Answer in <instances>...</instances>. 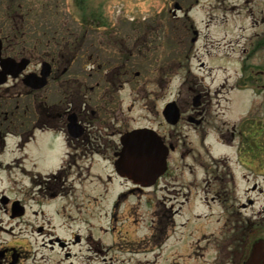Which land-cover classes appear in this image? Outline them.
Wrapping results in <instances>:
<instances>
[{
	"label": "rangeland",
	"instance_id": "1",
	"mask_svg": "<svg viewBox=\"0 0 264 264\" xmlns=\"http://www.w3.org/2000/svg\"><path fill=\"white\" fill-rule=\"evenodd\" d=\"M54 1H51L52 7L55 5ZM175 1L65 0L66 8L75 21L102 29L117 25L119 29L117 37L124 35L123 38L127 40L123 48L126 47L129 52L133 53L136 49V53H140L139 58L134 59L136 63L128 64L130 65V69L128 66L129 83L120 91L123 105L115 110L106 108L100 120L101 123L102 120L111 122L115 118L112 117L113 115L120 118L125 117L126 128L151 127L164 137L166 143L174 146L167 161L168 171L176 176L160 181V184L173 190V183H176L175 189L180 194L179 200L172 202L179 212L168 229H165L168 219H162L157 228L159 232L151 235V219L148 217L153 214L152 210L146 202L137 204V201L132 198L126 199L123 205L117 207L116 215L136 216L140 219H98L108 215L106 212L110 215L111 201L116 191L120 189V184L118 180H115L105 188L107 182L104 183V175L112 170V167L96 155H93L91 168L92 171L105 169L102 173L104 179L101 182L90 183L80 189L77 186L72 196L51 201L45 196L41 197V193L36 190L37 187L29 181L30 172L25 169L32 171L31 173L54 172L60 164L65 148L63 137L53 132L37 131L23 148L16 145L18 140L14 136L5 137V146L0 154V161L16 158L9 160L6 164L2 162L0 165V194L12 200H20L25 207V216L80 215L94 218L90 219L88 230L92 238L96 239L97 251L90 250L88 245L82 244L81 251L76 257L70 259H73L72 264H231L234 259L232 243L231 241H229L230 244L226 242L232 234L231 230L224 228L222 232H219L216 219L219 206L217 203V205L214 204L216 201L211 200L219 189L217 158L223 152H229L232 156V150H224L218 145L214 130L215 126L220 124L218 120H225L228 125L233 124L246 109L251 96L248 89L242 91L229 87L234 83L233 70L238 66L236 59H238V54L240 55V49L252 31L250 17L245 14L234 17L233 11L229 8L233 0H198V5L189 11V17L193 22L192 27L198 31V39L192 47H187L186 40L191 39L193 32L191 29L188 30L190 24L188 18L183 21L174 20L173 3ZM28 3L30 4H27V8L36 12L33 8L38 7L37 0H28ZM55 12L58 11L55 10L52 13L55 14ZM119 14L123 18L116 17ZM142 16L145 17L142 18ZM60 21L61 26H68L63 16ZM132 24H140L143 33L139 34L140 32L135 30ZM76 28H80L78 30L81 31L82 26H76ZM72 29L70 38H68L70 43L71 37L74 36V29ZM90 34L93 35V32ZM97 34L100 35L101 32L96 33V39ZM91 35L90 39H92ZM143 35H145L146 46L137 48ZM170 42H173V47ZM177 42L179 44L175 47ZM153 44L154 47H151ZM66 49H71V47L67 46ZM84 49L77 50V52L81 56L79 64L86 66L89 59L84 57ZM204 50L208 52H205L207 55L203 54ZM26 51L28 52V48ZM190 51H193L194 55H187ZM155 54H159L158 61H154ZM34 55L39 56V54ZM219 55H224L225 60H219ZM260 58L255 54V57H250L247 62L252 66L253 63L264 66L263 57ZM30 59L33 61L30 67L38 69L40 59L38 57H30ZM79 69L77 66L76 70ZM226 76H229V81L225 84V88H222L221 82ZM260 81L264 83V76L260 77ZM199 85L209 86L211 97L214 96L216 90L223 89V92L219 94L218 102L214 99L212 101L213 111L206 123L207 127L205 125L200 128L188 124L185 119L186 114H182L184 119L179 120L174 126L168 125L161 114L163 105L167 101L176 100L183 108L192 107L194 94L190 86ZM65 88L67 95H70V87L65 86ZM66 90L58 86L55 90L57 97L62 95L60 92L66 93ZM16 99L23 100L20 102L21 109L24 104L27 109L33 108L34 110L33 99L40 103V92L33 93L26 99L24 96ZM255 99L258 100L259 97L256 96ZM119 111H124V114ZM221 111L223 114L220 113ZM101 123L98 125L99 133L102 136L108 135L109 139L116 141L117 136L110 134L112 128H104L102 127L104 123ZM205 129L211 133L207 135L204 146L200 143V137ZM195 159L207 163V170H212L211 176L206 181L203 180V170L199 168L198 161ZM174 164H178V169L172 170ZM186 169L191 170V173ZM238 184L241 197L247 184L243 185L240 181ZM261 184L264 192L262 179ZM87 191L93 193L98 199L100 198L99 201L90 200L91 194ZM180 200L186 201L179 207ZM261 204H264L262 197L256 207ZM65 206V211L61 210L60 214L55 212ZM2 207L3 205L0 204V243L22 245L23 259L19 261V264H70L67 262L69 261L67 257H64L57 247L54 249L49 247L44 230L38 232L36 228L39 225L45 228L54 227L59 234L72 232L76 227L78 230L77 225H80V232H83L81 222L73 220L74 223L68 222L71 223L68 224L64 223L67 222L65 219L12 220L7 219L10 211L4 212ZM160 230L165 232L162 233ZM165 233H169L170 236L164 242ZM85 236L87 234L83 235ZM157 246H160V253L154 251L147 254ZM100 249L103 251L99 252ZM157 253H159L158 256L155 255ZM213 257H215L214 263H211Z\"/></svg>",
	"mask_w": 264,
	"mask_h": 264
},
{
	"label": "flooded vegetation",
	"instance_id": "2",
	"mask_svg": "<svg viewBox=\"0 0 264 264\" xmlns=\"http://www.w3.org/2000/svg\"><path fill=\"white\" fill-rule=\"evenodd\" d=\"M182 8L184 7L181 6V9L173 14L174 19L183 14L185 16V8ZM229 8L230 11H233L234 17L235 15L239 16L241 14L249 16L250 28L252 29L247 39L243 42L240 55L238 54V59H236L238 66L233 70L234 83L233 86L229 87L242 91L248 89L250 90L251 96L248 99L246 109L242 115L238 116V119L233 124L228 125L225 120H218L220 124L215 126L214 132L216 134L215 138L219 143L218 145L222 146L224 150H232V156L229 152H223L217 158V181L219 189L211 200L216 201L214 204L217 203L219 206V212L216 217L217 223L219 224V232L227 228L232 233L226 241L228 244H230L229 241L232 243L231 249L233 250L234 259L231 264H245L252 253L255 259L254 264H264V204L256 207V204L261 201V197L264 201V192L261 184V179L264 183V83L260 81V77L264 76V66L257 65L256 63H253L252 66L251 63L247 62L250 57H255V54L258 58L262 56L264 61V0H233ZM178 12L182 13L178 14ZM93 36L96 37V34H93ZM195 36H198V32H195ZM1 38L0 57L10 56L12 53L10 49L4 50V39L3 37ZM114 41L116 44L121 45L120 51H123V35L121 39ZM195 41L196 39L192 40L193 43ZM58 43L59 40H53L52 44L57 45ZM100 47L103 49L97 52L95 51L89 60L90 64L87 73L89 76L96 78L94 85L90 86L91 88L99 85L97 79L104 78L105 75L113 70H117L119 73V68H122L123 77L128 74L124 60L122 63L116 64L115 61L121 59L112 57V48L110 46L105 43L104 46L101 45ZM205 52L208 53L204 50L203 54ZM190 53L194 55L193 52ZM22 56L14 57L20 58ZM55 58V55H51L44 56L40 59V61L46 60L49 63V73L46 78V84L40 89L41 92H44L40 95V104L39 106H35L34 110L33 108L27 109L24 104L21 109L20 102L23 100L16 99L19 96L30 97L31 92L35 91L24 84L22 79L26 72H37L38 70L35 67H30L33 63L30 58L23 70L15 76L6 73L4 81L0 82V154L3 152L5 137L7 135H12L17 138L16 145L22 148L23 144L31 140L37 131L61 134L65 148L62 152L60 164L54 172L31 173L32 171L25 169V171L30 172L28 175L29 181L33 186L37 187L36 190L41 193V197L45 196L51 201L56 198L72 196L77 186L80 189L90 183L101 182L105 178L104 183L107 182L105 185L106 188L108 184L118 180L120 189L116 191L111 201L110 206L112 209L110 215L109 212H106L108 215L106 214L98 219H140V217L136 216L123 217V215H116L117 207L123 205L126 199L132 198L137 201V204L146 202L152 210L153 214L148 217V219H151V235L159 232L157 228L162 219H168L167 227H169L174 223V219H176V215L179 212L178 208H174L172 202L179 200L180 194L175 189L176 183H173V190L169 189L166 185L160 184V181L176 176V174H171L167 170L153 186L144 188L132 184L129 180L123 178V176H117L113 173V170L106 172L104 178L102 177V173H104L103 171L105 169L92 171L93 155L100 157L106 161L108 166H111L113 153L117 151L119 144L118 142L116 143L117 140L109 139L110 137L108 135L102 136L99 133L98 125L101 123V115L104 112L97 107H90L87 103H80L78 90H74L73 98H70V102L68 101L66 104H64V99L69 96L67 93L65 97L63 95L57 97V91L55 90H57L58 86H62V81L67 80L70 83L71 80L75 79L78 82L80 74L73 64L75 63V58L71 60L66 59V61L69 60L66 64L63 62L65 57L62 53L58 57L62 61ZM219 60H225L224 55H219ZM224 69H226L225 66ZM1 70L2 66L0 65ZM229 76L224 77V80L221 82L222 88H225V84L229 81ZM1 77L3 75L0 74ZM122 88L123 84H120L115 93H120ZM222 88L216 90L214 96L212 95L211 97L209 86H190L191 92L194 95H198V99H196L198 104L196 107L183 108L176 101L179 107L180 120L184 119L182 114H186L185 119L188 124H191L188 118L193 116L198 122L196 127L202 128L205 125L207 127L206 123L213 111L212 101L214 99L218 102L219 94L223 92ZM256 96L259 97L258 100L255 99ZM119 112L124 114V111ZM69 113L75 114L77 122L82 126V133L79 136L73 137L68 133ZM220 113L223 114V111ZM112 117L115 118L111 122H109L110 120H102V123H104L102 127L107 129L112 128L110 134L117 136L118 139L120 133L127 129L125 125L126 118H120L116 115ZM209 133L211 132L206 129L202 132L200 137L201 145H206L204 141ZM13 158L16 157H12L7 161H0V165L2 162L5 164L8 163ZM195 160L198 161V159ZM177 165L174 164L172 170L174 168L178 169ZM198 165L203 170V180L206 181L211 176L212 170L208 171L207 163H203L202 161H198ZM186 171L191 173L189 169H186ZM238 180L243 185L247 184L241 196L242 198L238 192ZM68 191L69 193L67 194ZM89 193L91 194L90 200H96L95 202L99 201L100 198L98 199L93 193ZM2 196L4 195L1 193L0 198ZM12 201L14 200L9 198L6 203L2 204L4 212L10 211ZM18 201L20 202V200ZM185 201L180 200L179 207ZM62 208L60 211L55 210V212L60 214L61 210L65 211L66 206ZM34 213H37V211H34ZM7 219H65L67 222L63 221L64 223H74L73 220H76V222L79 221L83 224V232H80V225H77L79 227L78 230H76V227L72 232L59 234L54 230V227L52 228L50 226L45 228L39 225L36 230L38 232L44 230L49 247L51 249L57 247L64 257H67L69 260L67 262L70 264L73 262V259H70L74 256L76 257L77 253L81 251L82 244L88 245L90 250L94 249L95 252L97 251L96 239L95 237L92 238L88 230L90 219H94L92 217L80 215H58V217L46 215L25 216L23 214L19 216L8 215ZM47 221L50 222V220ZM85 234L87 236L83 237ZM21 250V244L0 243V264H19L23 259ZM153 250L154 248L150 251ZM98 251L102 252L103 250L100 249ZM103 260L106 259L103 258Z\"/></svg>",
	"mask_w": 264,
	"mask_h": 264
},
{
	"label": "trees",
	"instance_id": "3",
	"mask_svg": "<svg viewBox=\"0 0 264 264\" xmlns=\"http://www.w3.org/2000/svg\"><path fill=\"white\" fill-rule=\"evenodd\" d=\"M36 1V0H35ZM52 0H37L38 7H35L36 12L32 9H27L28 0H0V34L4 39V50L10 49V52L13 55H22L28 54L29 57H38L42 58L44 56L55 55V59L59 57L62 53L65 57L63 62L66 64L72 58L77 57L81 58L77 50H83L84 48V57L90 59L95 51L102 50L101 45L104 46L105 43L112 48L111 55L112 57H118L121 60H116V64H120L125 61L127 67L130 64L136 63L135 58H139L140 53L129 52L126 47L121 50V45L116 44L114 40L121 39V37L111 36L109 33L97 34V39L90 33L91 26L82 22H75L64 10V1L55 0V5L52 7ZM183 6H191L197 0H176ZM31 2V1H30ZM57 10L58 12H54ZM64 17L68 26H61L60 18ZM59 19V20H58ZM68 20V21H67ZM140 24H132L135 30H138L141 34L143 33ZM76 26H82L76 28ZM74 29V36H72L71 43L69 42L70 31ZM72 29V30H73ZM155 29V28H152ZM90 35L92 39H90ZM96 39V40H94ZM142 40L139 41L137 48L140 46H146L145 44V35L141 37ZM53 40H59L57 45L52 44ZM127 40L123 38V45ZM141 41L143 43H141ZM69 42V43H68ZM153 42V41H152ZM173 46V42H170ZM158 45V44H157ZM69 46L71 49H66ZM154 47V44L151 46ZM28 48V52L26 49ZM150 53V52H149ZM39 54V56L34 55ZM34 55V56H32ZM158 55V56H157ZM142 56V53L140 57ZM148 56V53L145 56V60ZM143 58V57H142ZM159 54H155L154 61H158ZM61 60L60 58H58ZM66 59H69L66 61ZM62 61V60H61ZM81 69L79 71L78 82L71 80L70 83L67 80L62 81V86L66 90L65 86L70 87V95L64 99V104H66L70 98L74 96V90H78L79 102L87 103L89 106H95L98 109L105 111L108 105H114V108L117 109L118 102L115 100V91L123 81L127 80L129 75L123 77L122 68H119V73L117 70H113L105 75L104 78L97 79L99 85L91 88V85H94L96 78L89 76L88 73L82 70V65L77 64ZM67 93V90H66ZM66 93L61 92L62 95ZM70 102V101H69ZM33 99V104L39 106L40 103Z\"/></svg>",
	"mask_w": 264,
	"mask_h": 264
},
{
	"label": "water",
	"instance_id": "4",
	"mask_svg": "<svg viewBox=\"0 0 264 264\" xmlns=\"http://www.w3.org/2000/svg\"><path fill=\"white\" fill-rule=\"evenodd\" d=\"M27 62L26 58H21L19 61L11 57L0 58V65L2 66L0 74L3 75L0 78V82L4 81L6 73H10L13 76L18 74ZM48 73L49 64L42 62L40 74L27 73L23 77V82L31 88H40L45 84ZM196 104L194 102V105ZM162 113L169 123H175L179 116L177 107L173 101L164 106ZM68 119V133L73 137L79 136L82 133V127L77 124L75 114L70 113ZM120 143L122 146L115 153L117 158L114 161L117 173L141 185L152 184L166 166L165 158L168 149L163 144L160 136L152 129L136 128L122 134L120 136ZM3 201H6V199ZM21 213L22 207L15 201L12 204L11 215L14 216ZM254 260L252 253L245 264H254Z\"/></svg>",
	"mask_w": 264,
	"mask_h": 264
}]
</instances>
